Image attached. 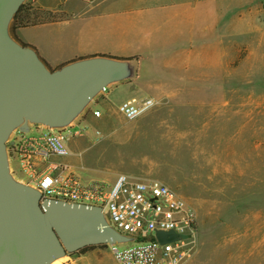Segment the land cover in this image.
<instances>
[{
	"label": "rangeland",
	"instance_id": "374dc122",
	"mask_svg": "<svg viewBox=\"0 0 264 264\" xmlns=\"http://www.w3.org/2000/svg\"><path fill=\"white\" fill-rule=\"evenodd\" d=\"M215 3L217 19L205 43L197 37L195 54L144 70V95L157 102L151 110L134 121L120 112L103 116L97 126L88 118L104 104L93 101L68 125L73 133L87 132L68 144L85 180L114 183L120 173L160 180L189 200L198 231L196 251L185 264H264V0ZM108 94L127 96L112 84ZM39 133L33 126L27 135ZM10 171L30 185L19 161ZM86 252L89 257L70 253L73 264H119L105 246Z\"/></svg>",
	"mask_w": 264,
	"mask_h": 264
},
{
	"label": "water",
	"instance_id": "95a60500",
	"mask_svg": "<svg viewBox=\"0 0 264 264\" xmlns=\"http://www.w3.org/2000/svg\"><path fill=\"white\" fill-rule=\"evenodd\" d=\"M25 0H0V264H47L86 246L126 238L95 205L44 199L14 180L8 139L31 124L68 126L100 91L130 73L127 60L93 57L50 70L36 51L17 42L11 21ZM171 235V238H167ZM162 241L177 238L159 232Z\"/></svg>",
	"mask_w": 264,
	"mask_h": 264
},
{
	"label": "crops",
	"instance_id": "0c3cea01",
	"mask_svg": "<svg viewBox=\"0 0 264 264\" xmlns=\"http://www.w3.org/2000/svg\"><path fill=\"white\" fill-rule=\"evenodd\" d=\"M25 1L31 4L32 9L22 11L16 24L37 12L57 14L52 22L16 27L17 39L14 38L20 44L33 48L52 71L93 57L121 59L140 56V59L127 60L132 76L139 71L137 80L131 76V79L111 83L112 86L121 85L127 96L118 100L108 94L101 100L104 109L97 107L108 119L119 114L120 102L146 96L147 89L141 86L145 79L144 70L149 67L156 70L168 68L176 57L195 54L197 37H202L200 42L205 43V37H209L212 30V18L214 21L217 19L213 17L217 10L215 0ZM164 61L165 64H161ZM155 81L168 84V81L157 77ZM100 118L91 114L88 120L99 126ZM54 160L70 164L75 171L79 169L75 152ZM121 174L116 175V180ZM96 251L91 252V256H97ZM81 257H89V252Z\"/></svg>",
	"mask_w": 264,
	"mask_h": 264
},
{
	"label": "built area",
	"instance_id": "2783aa9c",
	"mask_svg": "<svg viewBox=\"0 0 264 264\" xmlns=\"http://www.w3.org/2000/svg\"><path fill=\"white\" fill-rule=\"evenodd\" d=\"M80 1L93 3L96 0ZM109 87L105 86L94 102L106 97ZM156 103L151 96L134 97L123 101L118 110L129 121H134ZM92 114L100 118L103 111L94 108ZM33 126L37 127L39 135H27ZM73 127L54 128L35 123L28 132L16 129L8 142L10 164L19 161L28 177L23 180L41 192L42 201L56 199L101 207L108 223L126 238L113 244H100L111 251L119 264H185L196 251L198 215L195 207L177 189L160 180H134L125 174L119 175L114 183L85 180L70 164L54 160L71 155L68 140L87 132L73 133ZM160 231H174L177 238L162 241ZM62 264H73L71 254Z\"/></svg>",
	"mask_w": 264,
	"mask_h": 264
},
{
	"label": "trees",
	"instance_id": "16d2710c",
	"mask_svg": "<svg viewBox=\"0 0 264 264\" xmlns=\"http://www.w3.org/2000/svg\"><path fill=\"white\" fill-rule=\"evenodd\" d=\"M32 9V6L30 3L24 2L19 10L16 12V14L14 15V18L11 22V26H10V33L11 36L15 39H17L16 36V27H23V26H27L30 24H36V23H45V22H52L57 18V14H54L53 12H37L35 14V16L33 17H28V19L26 21H24L23 19L16 24V21L18 20V16L22 11H29ZM31 15V14H29ZM134 59H140V56H136V57H130V58H121L120 60H134ZM96 246V245H93ZM100 246V245H98ZM91 246H86L76 252L73 253V255H78V254H84Z\"/></svg>",
	"mask_w": 264,
	"mask_h": 264
},
{
	"label": "bare ground",
	"instance_id": "6f19581e",
	"mask_svg": "<svg viewBox=\"0 0 264 264\" xmlns=\"http://www.w3.org/2000/svg\"><path fill=\"white\" fill-rule=\"evenodd\" d=\"M69 258L68 254H62L61 256H58L56 258H54L53 260H51L49 263L47 264H62L63 262H65L67 259Z\"/></svg>",
	"mask_w": 264,
	"mask_h": 264
}]
</instances>
